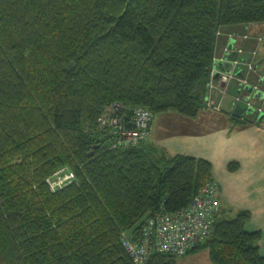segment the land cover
<instances>
[{
    "label": "trees",
    "instance_id": "obj_1",
    "mask_svg": "<svg viewBox=\"0 0 264 264\" xmlns=\"http://www.w3.org/2000/svg\"><path fill=\"white\" fill-rule=\"evenodd\" d=\"M254 24L264 26V0H0V264H133L123 233L136 239L154 213L188 207L213 166L149 140L104 148L114 135L99 117L112 103L128 125L138 107L197 117L223 38L243 36L231 49L226 41L230 62L254 43L264 71ZM231 119L262 123L255 113ZM63 167L75 179L52 190L47 179ZM231 211L221 205L189 253L264 264L250 211ZM178 257L155 252L147 264Z\"/></svg>",
    "mask_w": 264,
    "mask_h": 264
},
{
    "label": "crops",
    "instance_id": "obj_2",
    "mask_svg": "<svg viewBox=\"0 0 264 264\" xmlns=\"http://www.w3.org/2000/svg\"><path fill=\"white\" fill-rule=\"evenodd\" d=\"M259 27L254 24L249 29L257 33ZM235 36L237 38L229 37L235 40L234 45H243V36ZM226 41L229 39L223 38L216 49L215 76L232 68ZM259 54L261 58L264 56V44ZM237 92L235 82L230 84L222 99L218 98L219 91L214 89L212 99L220 102L221 109L204 105L195 118L175 112L154 115L149 141L172 156L182 154L210 161L219 185L221 205L232 209L231 213L250 211L251 219L246 228L262 232L260 247L264 254V124L239 125L232 121ZM230 164H237L236 169L231 170ZM202 252L205 250L199 253Z\"/></svg>",
    "mask_w": 264,
    "mask_h": 264
},
{
    "label": "built area",
    "instance_id": "obj_3",
    "mask_svg": "<svg viewBox=\"0 0 264 264\" xmlns=\"http://www.w3.org/2000/svg\"><path fill=\"white\" fill-rule=\"evenodd\" d=\"M245 49L242 46L237 47L236 53L238 54L231 60L232 70L220 72L215 79L212 78L209 82V94L206 100L210 107L220 109V102L213 101L211 92L214 89L218 90L220 93L218 98L222 99L232 81H236L242 89L245 85L250 84L253 86L254 92L260 90L264 93V71H257L254 60L257 51L256 49H249L248 51ZM253 72H257L255 81H252L251 74ZM239 99H242V96H238L236 101ZM245 101L247 106L254 108L253 113L257 116L264 113V96L257 98L252 94ZM123 109L121 103H112L99 117V123L101 126L111 128L114 135V141L110 140L111 145L139 144L147 138L153 114L146 108L138 107L134 109L131 124L128 125ZM74 179V172L68 167H63L49 177L47 181L52 190H57L71 183ZM220 207L218 182L215 179L207 181L188 207L176 212H168L162 209L154 213L148 217L136 239H133L128 233H123V246L133 264H147L155 252L184 256L210 237Z\"/></svg>",
    "mask_w": 264,
    "mask_h": 264
},
{
    "label": "water",
    "instance_id": "obj_4",
    "mask_svg": "<svg viewBox=\"0 0 264 264\" xmlns=\"http://www.w3.org/2000/svg\"><path fill=\"white\" fill-rule=\"evenodd\" d=\"M234 41L235 40L233 38L230 39L229 44H228V47L230 49L233 48ZM72 65H73V63H71L69 65V67H71ZM231 67H233L232 63H231ZM231 70H232V68L228 69L227 72H230ZM244 89L246 91V95H244L242 97V99H239L238 101L235 102L236 103L235 110H234L235 115H242L244 113H253L254 108L252 106H247V103L245 101V100L249 99L252 96V94L254 95V97H257V98H262L264 96V93L260 90H257L254 92V88L250 84L245 85ZM263 119H264V113L259 115V120H263ZM110 145H111V141L109 140L103 144V147L107 148Z\"/></svg>",
    "mask_w": 264,
    "mask_h": 264
},
{
    "label": "rangeland",
    "instance_id": "obj_5",
    "mask_svg": "<svg viewBox=\"0 0 264 264\" xmlns=\"http://www.w3.org/2000/svg\"><path fill=\"white\" fill-rule=\"evenodd\" d=\"M253 31H255L253 33L256 34V38H257L256 41L257 42L261 41L260 36L261 37L264 36V26H262L260 30L258 28L257 33H256V30H253ZM252 46H254V43H251L250 44V49L252 48ZM260 64H262V63H260ZM179 115H181V114H179ZM153 119H154V115H153ZM153 119L151 121L149 130L147 132V138L145 140H149L150 133L152 131V122H153ZM260 121H262L261 124H264V122H263L264 120H260ZM145 140H143V141H145ZM234 215H235V213H231V216L232 217ZM199 252L200 251H196V252H192V253L188 254L187 256L186 255L185 256H179L178 259H177V264H213L212 262H210L211 260H209L210 258H209V255H208V251L207 250H205V252H202V253H199ZM197 253H199V254H197ZM193 254H197V256H191Z\"/></svg>",
    "mask_w": 264,
    "mask_h": 264
}]
</instances>
